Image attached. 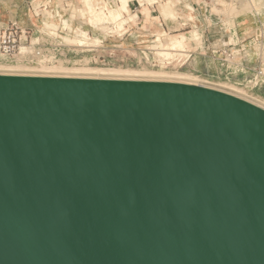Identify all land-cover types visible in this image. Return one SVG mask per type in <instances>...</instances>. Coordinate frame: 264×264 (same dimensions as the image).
I'll use <instances>...</instances> for the list:
<instances>
[{"label":"water","instance_id":"1","mask_svg":"<svg viewBox=\"0 0 264 264\" xmlns=\"http://www.w3.org/2000/svg\"><path fill=\"white\" fill-rule=\"evenodd\" d=\"M152 85L0 90V264H264V110Z\"/></svg>","mask_w":264,"mask_h":264},{"label":"built area","instance_id":"2","mask_svg":"<svg viewBox=\"0 0 264 264\" xmlns=\"http://www.w3.org/2000/svg\"><path fill=\"white\" fill-rule=\"evenodd\" d=\"M89 1L91 3L90 8L83 0H80L81 7H78L73 0H29L27 8L31 16L39 20V24L27 27L18 20H11L0 28V64L7 66L20 65L23 69L39 70L43 67L54 65L59 58H66L69 53L78 55L70 47L86 48V52H94L96 49H103V44L108 39L122 40L126 37L132 39L140 28L139 18L143 16L142 9L146 7L150 15L157 13L158 16L157 3L168 0H152L153 2L145 1L143 3L139 0H128L127 9L122 11L120 15L114 13L117 4L116 0ZM176 1L186 11L195 14V21L200 18V10L202 8L204 9V17L207 20L211 21L206 14L207 9L215 18V14L210 11V7L205 4L206 0ZM186 4L191 5L192 9L187 7ZM82 12L84 16H82ZM95 15H98V19L96 22L91 23L89 19ZM180 19L184 27L188 24L187 21H192V18L185 21H183V18ZM217 20L219 19L217 18ZM50 21H57L59 25L56 27L52 26L49 23ZM46 22H48L47 25L45 24ZM68 22L72 23V25L74 24L77 30H85L88 38L96 43H90L86 46L79 44L67 46L61 34H65V29H68L66 26ZM211 22H215V19ZM158 25L163 26V21L159 20ZM112 46L113 48L118 47L117 45ZM186 53L189 54L184 58L182 65L191 56V52ZM212 53L217 54L219 61V69L215 74V79L240 86L250 92L253 95L252 97H260L255 91H261L264 95V58L260 53L257 52L258 64L253 67L247 66L244 63L245 61L241 62L234 59L236 54L228 51L225 47L213 49ZM150 56H153L151 52L143 53L144 61H148ZM244 75L246 76L240 80L231 81L235 76Z\"/></svg>","mask_w":264,"mask_h":264},{"label":"bare ground","instance_id":"3","mask_svg":"<svg viewBox=\"0 0 264 264\" xmlns=\"http://www.w3.org/2000/svg\"><path fill=\"white\" fill-rule=\"evenodd\" d=\"M84 3L90 8L91 3L89 0H83ZM141 3L148 1L153 2L152 0H139ZM175 1V0H174ZM174 1L168 0L161 3L160 6L168 7L169 4ZM199 1V0H197ZM215 5V0H212ZM116 10L114 13L116 15H120L122 11L127 9L128 0H116ZM217 3L222 6H227L233 4L235 12L244 11V0H216ZM177 3V1L175 2ZM126 4V7L123 6ZM212 5L210 7L211 12L217 11L215 6ZM172 6V5H171ZM187 7L191 8V5H187ZM251 8V7H250ZM145 9V11H143ZM142 11L143 15L146 14V10L148 8L144 7ZM170 10L171 7H170ZM149 11V10H148ZM254 11V10H253ZM173 17L177 20V13L174 9L172 11ZM162 17V16H161ZM238 17V15H237ZM98 19V15H95L93 18H90L89 21L91 23L96 22ZM160 20V16H159ZM47 21V19H46ZM66 23V21H64ZM47 25V23H45ZM229 24V23H227ZM232 27V26H231ZM230 27V28H231ZM232 29V28H231ZM179 39L173 38L174 40H178L181 42L183 40L186 41L183 44H168V47H159L156 51V54L164 57L165 59H172L176 56L187 55L185 52H189V50H183L184 47L189 46L191 42H199L202 38V31L198 28L192 29L180 35ZM181 38V39H180ZM64 40L69 43L79 44L81 46L89 45L90 43H96L94 40L91 41L88 38V35L85 30H74L73 39L69 37H64ZM201 44V43H200ZM183 45V46H182ZM199 45V44H197ZM182 46V48H180ZM264 53V52H263ZM248 54V53H247ZM238 54L235 55L234 59L238 60ZM66 60V59H65ZM173 60V59H172ZM175 72V71H174ZM132 83H148V84H157L152 85L154 88H160L163 92H168L171 90V85L174 84L175 90L178 85L187 86V92H197L199 93V89L207 90V92L202 93L203 97L213 99L217 102L225 104L227 107H234L230 102L232 99L243 101L247 104H250L256 108L264 110V102L261 100H257L254 97H250L248 94H245L242 90L237 89L233 85H218L214 82H209L205 80H201L194 75L188 73H169V72H157V71H147V70H125V69H104V68H69L66 67L62 61H59L58 64H54L49 67H43L39 70H28L23 69L20 65L15 66H7L4 64H0V90H5L9 88H33V87H43V88H51V89H59L64 92H80V93H93V90L96 85H98L99 91H104L106 93L111 92H126L129 91L132 86ZM216 92V93H215ZM226 96V97H224ZM232 98V99H231ZM260 99V98H259ZM5 116H8V110L5 112ZM98 124H95L91 130L90 135L92 137H97L98 133ZM60 130L63 135L68 131V125L62 124ZM109 141H115L112 135H108ZM117 152H100L99 157L104 160V162H113L115 159ZM79 163L83 164L85 161L90 160V158L84 154L80 155ZM204 197L199 190L193 192V198L191 200L196 204H201L200 200ZM140 201L144 200V197L139 198ZM166 200L164 199V202ZM215 202L212 201V207ZM206 204H203L205 207ZM207 212V211H206ZM210 212H207L209 216Z\"/></svg>","mask_w":264,"mask_h":264},{"label":"rangeland","instance_id":"4","mask_svg":"<svg viewBox=\"0 0 264 264\" xmlns=\"http://www.w3.org/2000/svg\"><path fill=\"white\" fill-rule=\"evenodd\" d=\"M73 1L76 2V5L78 7H81L80 0H73ZM175 2L176 0L173 3L169 4L168 7L160 6L161 3L158 4L157 5V10L159 12L158 16L157 13L150 15L149 11L146 10V14L139 18L140 28L134 38L130 39L129 37L128 38L126 37L123 38L122 40L108 39L107 42L103 44V49H96L94 52H86V48L70 47L71 49H74L78 53V55L75 58L72 57L59 58L58 62L62 61L63 64L69 68L71 67L72 68H104V69L116 68V69H125V70L128 69V70H147V71L169 72V73H188L196 76L201 80L209 81L212 83L214 82L215 84L218 85H222V84L233 85L237 89L242 90L243 92H245V94H248L250 97H252L253 95H251L250 92H248L247 90H245L240 86H236L229 82H222L215 78L207 77L206 69L203 70L204 65L202 66L201 63L196 64L194 61H192L194 60L193 58L195 55L207 52V44L206 45L203 44V34L199 42L189 41L191 42L189 46L184 47V49L182 48L183 45L180 47L183 50L187 49L189 50V52H191L190 53L191 56L184 65H182V62L189 53L185 52L187 54L186 56L184 55L176 56L172 58L173 60L165 59L164 57H161L156 54V51H158L157 49H159V47L160 48L168 47V44L170 43L186 44L185 40L178 42V40H174L173 38L179 39L178 37L186 33V31L195 28L200 29L201 27L202 20L200 18L195 21L194 19L195 14L186 11L181 6V4H177ZM205 4L211 7L212 5H214V2L212 0H206ZM244 5L246 6L244 7L245 8L244 10H246L245 12H253L254 9L256 11H259L264 6V1L244 0ZM123 6L126 7V4H123ZM214 6L217 9L216 13L214 12L215 17L221 18L226 25L227 23H229V27L232 26L231 28L233 30L234 18L237 17L236 12L234 11L235 6L233 4H230L224 7L221 4L217 3L216 0ZM170 7L172 10H170ZM174 9L177 13V20H175L173 17L174 13H172V11H174ZM143 11H145V9H143ZM79 13L81 14V12ZM82 16H84L83 12H82ZM159 16H160V21L161 22L163 21V27H159L157 25L159 22ZM180 18H183L184 19L183 21L192 18V21L191 22L187 21L188 24L186 25V27H184L182 26V22ZM49 23L50 25L55 27L59 25L57 21H50ZM73 25L72 23L68 22V25L66 26L70 30L65 29L64 31L65 34H61L63 41L67 46H72L75 44V43H69L64 40V37H69L73 39L74 30L76 29V26ZM197 44L200 45L196 46ZM112 45H117L118 47L113 48ZM186 45H188V43ZM252 46H253V50H255V52L260 53V55L264 58V53H263L264 45L259 42H254L252 43ZM148 52H151L153 56H150L148 61H144L143 53L147 54ZM181 58L183 59L181 60ZM58 62L55 63V65L58 64ZM209 70L211 71V69ZM254 98L264 102V98L262 97L254 96Z\"/></svg>","mask_w":264,"mask_h":264},{"label":"crops","instance_id":"5","mask_svg":"<svg viewBox=\"0 0 264 264\" xmlns=\"http://www.w3.org/2000/svg\"><path fill=\"white\" fill-rule=\"evenodd\" d=\"M28 1L0 0V28L11 20H18L27 27L39 24V20L34 19L27 8ZM245 11L236 12L238 17L234 18V29L232 30L229 24L226 25L221 18H218L219 20L215 19V22L207 20L204 17V9L200 10V19L202 20L200 30L203 34V44H207V52L195 55L192 61L204 65L203 70L206 69L207 77L215 78V74L219 69L218 56L216 53H212L213 49L225 47L228 51L238 54V61H245L244 63L247 66L253 67L258 64L257 52L253 50L252 43L259 42L264 45V6L259 11L255 9L253 12ZM76 56L69 53L66 57L75 58ZM245 76H235L231 81L240 80ZM255 93L262 98L264 96L261 91H255Z\"/></svg>","mask_w":264,"mask_h":264}]
</instances>
